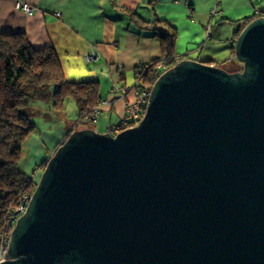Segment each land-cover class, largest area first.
<instances>
[{"label":"water","instance_id":"95a60500","mask_svg":"<svg viewBox=\"0 0 264 264\" xmlns=\"http://www.w3.org/2000/svg\"><path fill=\"white\" fill-rule=\"evenodd\" d=\"M234 56L163 71L115 136L70 133L0 264H264V16Z\"/></svg>","mask_w":264,"mask_h":264},{"label":"crops","instance_id":"0c3cea01","mask_svg":"<svg viewBox=\"0 0 264 264\" xmlns=\"http://www.w3.org/2000/svg\"><path fill=\"white\" fill-rule=\"evenodd\" d=\"M19 1L28 3L32 12L18 8ZM127 11L174 27L176 53H189L191 59L213 66L226 61L225 65L235 71L241 64L231 55L229 39L239 28L234 20L264 13V0H0V34L22 32L32 47H52L68 80L97 81L102 99L111 101L109 92L114 84L130 88L135 68L162 55L156 33L161 28L138 30L129 21ZM55 12L60 15L54 16ZM91 50L98 52L99 59L87 65L83 57ZM132 97L130 90L126 98ZM29 108L46 110L38 102H32ZM124 113L125 99L102 105L97 121L91 122L93 130L103 133ZM34 120L36 128L23 145L20 165L27 175L74 130L67 122H40L38 117Z\"/></svg>","mask_w":264,"mask_h":264},{"label":"trees","instance_id":"16d2710c","mask_svg":"<svg viewBox=\"0 0 264 264\" xmlns=\"http://www.w3.org/2000/svg\"><path fill=\"white\" fill-rule=\"evenodd\" d=\"M127 16L138 30L161 28L156 33L161 41L162 55L134 70L133 89L147 88L150 91L163 71L181 60L191 59V56L175 52L177 31L171 25L160 20L147 21L130 11ZM259 16L264 13L234 20L239 28L229 39L232 56L240 29ZM225 63L217 62L216 65L222 68ZM49 98L55 112L62 110L66 101L73 100L80 123L87 122L86 118L104 101L97 81L74 82L65 77L52 47L34 48L22 32L0 34V233L8 214L13 213L19 203V197L24 193L31 194L36 186L34 172L27 175L20 169L23 145L36 128L25 109L32 102ZM46 163L38 166L44 169Z\"/></svg>","mask_w":264,"mask_h":264},{"label":"built area","instance_id":"2783aa9c","mask_svg":"<svg viewBox=\"0 0 264 264\" xmlns=\"http://www.w3.org/2000/svg\"><path fill=\"white\" fill-rule=\"evenodd\" d=\"M17 7L23 10L25 13L32 12V8L30 7L28 3L19 1L17 2ZM59 15H60L59 12L54 13V16H59ZM206 36H208V34ZM83 59L87 65H93L94 63L98 61L99 54L97 51L91 50L84 54ZM130 90L133 92V97L128 100L126 98V93ZM109 93L112 97V100L101 102L98 108L95 109V111L92 114H90L86 118V120L92 123L97 121V117L99 115V109L102 105H109L113 103L114 100H117V99H125V113L123 117L118 122L106 127V129L103 132V133H108L112 136H115L121 131L135 126L143 118L144 113H145V108L149 100L150 91L147 88L133 89V85L130 88H124L120 83H117L111 87V90ZM79 121L77 120L76 125L80 124ZM75 126H73V128ZM72 131L73 130H71L70 132ZM42 172H43L42 168H40V170L36 169L34 171L33 180L36 184L38 180L40 179ZM32 193L33 192H31V194L24 193L23 195H21L19 197V203L15 207L14 212L8 214L7 218L5 219L4 225L0 233V262L6 259L4 255L5 253L8 252V249H9L11 232L13 228L15 227L18 218L21 215H23V213L27 210Z\"/></svg>","mask_w":264,"mask_h":264},{"label":"rangeland","instance_id":"374dc122","mask_svg":"<svg viewBox=\"0 0 264 264\" xmlns=\"http://www.w3.org/2000/svg\"><path fill=\"white\" fill-rule=\"evenodd\" d=\"M222 68L226 71H232L231 66L229 65H223ZM39 106H41L42 108L46 107L45 111L42 112H38V111H34L31 110L29 107L26 110L27 114L29 115V117L33 120V122L35 121L34 119L37 117L39 119H41L40 122L43 121H47L50 122L51 120L55 121V122H67L68 124H72L73 126H75L77 124V108H76V104L73 100H68L66 101L65 106L63 107L62 110L55 112L54 110H52L51 108V99L49 98L47 101H43V102H38ZM31 105V104H30ZM49 110V111H47ZM39 122V123H40ZM95 128V126L92 125L91 122L87 121V122H82L78 125H76L74 127V130L77 129H82V128ZM69 133L66 135L65 139L59 144L61 145L66 138L68 137ZM37 170H40L39 166L35 167ZM35 170H33L34 172Z\"/></svg>","mask_w":264,"mask_h":264},{"label":"clouds","instance_id":"9594fccd","mask_svg":"<svg viewBox=\"0 0 264 264\" xmlns=\"http://www.w3.org/2000/svg\"><path fill=\"white\" fill-rule=\"evenodd\" d=\"M150 90H151V89H150ZM73 131H74V130H73ZM73 131H72V132H73ZM72 132H70V133H72ZM70 133H69V134H70ZM52 154H53V153H52ZM52 154L50 155V157L52 156ZM50 157H49V158H50ZM49 158H48V159H49ZM48 159H47V160H48ZM47 160H46V161H47ZM46 161H45V162H46ZM43 170H44V169H43Z\"/></svg>","mask_w":264,"mask_h":264}]
</instances>
